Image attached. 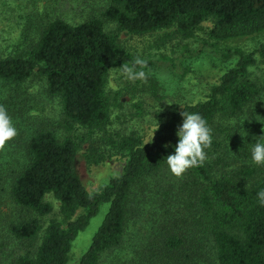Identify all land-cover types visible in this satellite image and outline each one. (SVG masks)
Returning <instances> with one entry per match:
<instances>
[{
  "label": "trees",
  "instance_id": "1",
  "mask_svg": "<svg viewBox=\"0 0 264 264\" xmlns=\"http://www.w3.org/2000/svg\"><path fill=\"white\" fill-rule=\"evenodd\" d=\"M16 1L0 0V6ZM56 3L42 12L29 6L19 38L1 45L0 105L18 134L0 148V264H68L73 240L103 203L108 210L78 264H264V206L257 195L264 191V166L250 160V143L264 139L257 138L264 135V78L251 76L258 58L264 60V42L249 53L220 52L232 65L204 99L167 119L158 116L149 132L113 139L106 137L108 71L125 66L137 72L149 61L137 63L105 30L107 22L136 36L174 28L189 38L209 22L210 40H238L264 33V0H102L85 16L82 10L78 21L57 13L69 7L67 0ZM180 61L169 68L181 78L189 67ZM33 75L57 100L64 128L86 130L79 143L29 114L22 86ZM136 109L141 116L140 103ZM183 111L208 121L213 142L203 164L177 177L166 160ZM96 134L122 165L90 190L79 176V149L89 142L88 161L105 159L92 145ZM48 193L59 202L60 218L44 224L53 210Z\"/></svg>",
  "mask_w": 264,
  "mask_h": 264
},
{
  "label": "rangeland",
  "instance_id": "2",
  "mask_svg": "<svg viewBox=\"0 0 264 264\" xmlns=\"http://www.w3.org/2000/svg\"><path fill=\"white\" fill-rule=\"evenodd\" d=\"M67 1L69 7L60 8L57 13L62 14L69 21H78L82 12L85 16L90 9L94 8V1L101 2L102 0ZM13 5L0 6V51H2L1 45L12 44L15 39L19 38L25 22L24 16L30 10L29 6L33 8L36 6L37 11L42 12V8H55L57 3L56 0H43L37 2L36 5H30L26 0H17ZM209 26L210 23L205 22L202 28L191 37L183 38L174 33V28L136 36L119 31L111 22L105 24V30L117 35L119 45L132 58L136 61H149L146 64L147 69L140 68L136 70L137 72L127 67L132 70L133 74H137L134 79H129L128 75L122 72V67L108 71L106 94L111 103V126L106 131V137L115 139L114 137L118 135H125L136 129L149 132V125L154 123L158 116L167 119L172 112L184 104L204 99L210 87L216 83L224 70L232 65L231 61H224L220 58V52L237 48L249 53L264 42V33H262L253 37L215 43L207 36ZM192 49L196 50V55L193 54L190 58L187 53H190ZM179 60L183 67H189L188 73L181 78L173 74L169 68L173 62L179 65ZM141 72L144 73L142 77L138 75ZM251 76L259 81L264 78V60L258 58L256 66L251 69ZM45 87L44 80L38 75L31 76L23 84L22 96L31 108L29 114L44 123H51L60 136L68 135L79 143L86 130L78 126H73L69 131L64 128L61 123L59 104L46 92ZM0 91L4 92L2 82H0ZM139 103L142 105L141 116L138 115L140 112L136 109ZM262 127L264 130V124ZM100 136L101 134L95 135L98 141L93 142L92 145L97 155L103 152L107 156L102 161L95 162V157L91 162L88 161L89 142L81 144L79 149V176L90 190H97L106 183L113 174L119 172L122 165L113 156L109 158L108 146L101 143ZM45 200L51 203L53 210L50 215L42 218L44 224L52 217L60 218L58 200L52 193L46 194ZM108 206V203L101 204L87 227L73 240L68 264H78L79 258L87 250L95 231L103 221Z\"/></svg>",
  "mask_w": 264,
  "mask_h": 264
},
{
  "label": "clouds",
  "instance_id": "3",
  "mask_svg": "<svg viewBox=\"0 0 264 264\" xmlns=\"http://www.w3.org/2000/svg\"><path fill=\"white\" fill-rule=\"evenodd\" d=\"M137 63H141V61L138 60ZM122 72L127 74L129 79H134L137 75L133 74L130 68L124 66H122ZM138 75L142 77L144 73L141 72ZM181 115L183 122L176 130L178 142L172 145L174 153L168 155L166 160L170 172L177 177L188 169L203 164L207 159L206 149L210 148L213 142L212 128L203 116L199 113L186 111H183ZM17 134L18 130L12 117L7 109L0 105V148ZM257 138H264V135ZM250 144L251 162L257 166H264V139H256ZM257 195L261 206H264V191L258 192Z\"/></svg>",
  "mask_w": 264,
  "mask_h": 264
}]
</instances>
